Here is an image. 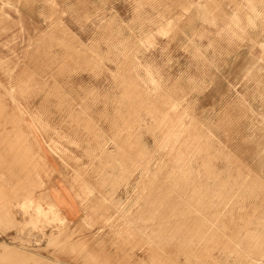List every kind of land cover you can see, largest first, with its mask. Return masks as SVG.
I'll return each instance as SVG.
<instances>
[{
    "label": "rangeland",
    "instance_id": "1",
    "mask_svg": "<svg viewBox=\"0 0 264 264\" xmlns=\"http://www.w3.org/2000/svg\"><path fill=\"white\" fill-rule=\"evenodd\" d=\"M261 224L264 0H0V264H264Z\"/></svg>",
    "mask_w": 264,
    "mask_h": 264
},
{
    "label": "crops",
    "instance_id": "2",
    "mask_svg": "<svg viewBox=\"0 0 264 264\" xmlns=\"http://www.w3.org/2000/svg\"><path fill=\"white\" fill-rule=\"evenodd\" d=\"M52 165V164H51ZM68 188L62 182H55L49 184V194L53 198L56 206L58 207L59 211L63 214V216L69 222H76L81 216V209L78 204H76L75 208V215L73 216V210L69 207L70 198L68 195Z\"/></svg>",
    "mask_w": 264,
    "mask_h": 264
},
{
    "label": "bare ground",
    "instance_id": "3",
    "mask_svg": "<svg viewBox=\"0 0 264 264\" xmlns=\"http://www.w3.org/2000/svg\"><path fill=\"white\" fill-rule=\"evenodd\" d=\"M124 92V91H123ZM142 106V105H141ZM127 114H129V113H127ZM159 118V117H158ZM129 125V124H128ZM125 131V130H124ZM190 142V141H189ZM186 144V143H185ZM191 144V143H190ZM115 145V144H114ZM190 147V146H189ZM179 155V154H178ZM143 161V160H142ZM133 162V161H132ZM132 171V170H131ZM79 173V172H78ZM188 182V181H187ZM156 183V182H155ZM161 183V182H160ZM244 183V182H243ZM143 184V183H142ZM163 184V183H162ZM186 184V183H185ZM157 185V184H156ZM147 186V185H146ZM179 186V185H178ZM243 186V185H242ZM186 187V186H185ZM244 187V186H243ZM180 188V187H179ZM226 189H228V188H226ZM155 190V189H154ZM242 190V189H241ZM244 190V189H243ZM220 191H221V189H220ZM224 191V190H223ZM222 192V191H221ZM240 192V191H239ZM247 195V194H246ZM144 196V195H143ZM176 196V195H175ZM174 197V196H173ZM243 198H244V196H243ZM240 199V198H239ZM96 200V199H95ZM244 200V202H245V199H243ZM243 200H242V202H243ZM229 203H230V201H228ZM169 203V202H168ZM172 203V202H171ZM164 204V203H163ZM176 204V203H175ZM175 204H173V205H175ZM222 204V203H221ZM239 204L241 205V203L239 202ZM212 205V204H211ZM220 205V204H219ZM238 205V204H237ZM239 205V207L238 208H242V206H240ZM243 205V204H242ZM101 206V205H100ZM108 206V205H107ZM215 206V205H214ZM225 206H227V205H225ZM229 206V205H228ZM248 206V205H247ZM224 207V206H223ZM229 207H231V206H229ZM249 207V206H248ZM251 207V206H250ZM164 208H165V206H164ZM214 208V207H213ZM220 208V207H219ZM101 209V208H100ZM145 209V208H144ZM233 209V208H232ZM242 209H244V208H242ZM51 210V209H50ZM238 210V209H237ZM106 211V210H105ZM222 211V210H221ZM230 211H231V209H230ZM239 211H241L240 209H239ZM53 212V211H52ZM51 212V213H52ZM233 212V211H232ZM254 214V213H253ZM50 215H53V214H50ZM113 217V216H112ZM103 218V217H102ZM166 218V217H165ZM253 218V217H252ZM113 219V218H112ZM167 219V218H166ZM241 219V218H240ZM239 219V220H240ZM243 219V218H242ZM251 221V220H250ZM163 222H165V221H163ZM240 222V221H239ZM255 222V221H254ZM257 222V221H256ZM258 222H259V220H258ZM263 222V221H262ZM130 224V223H129ZM165 224V223H164ZM246 224V223H245ZM163 225V224H162ZM244 225V224H243ZM250 225V224H249ZM262 225V224H261ZM264 225V224H263ZM262 225V226H263ZM255 226V225H254ZM258 226V225H257ZM251 227V226H250ZM256 227V226H255ZM236 228H237V226H236ZM244 228V227H243ZM262 229V228H261ZM248 229H246L245 231H247ZM254 230H255V228H254ZM135 231V230H134ZM224 232V231H223ZM221 233V232H220ZM240 233V232H239ZM245 233V232H244ZM247 233V232H246ZM249 233V232H248ZM264 233V232H263ZM131 234V233H130ZM189 234V233H188ZM215 234V233H214ZM218 234V233H217ZM230 234V233H229ZM18 236H20V235H23L22 237H21V240L23 239V240H25L24 242H28V239H29V237H31V232L28 230L27 231V229H24V231L23 232H21L20 234L18 233L17 234ZM16 235V236H17ZM207 235V234H206ZM210 235H212V234H210ZM249 235V234H248ZM253 235V234H252ZM262 235H264V234H262ZM239 236V235H238ZM259 236L261 237V235L259 234ZM136 237V236H135ZM223 237V236H222ZM245 237H247V236H245ZM253 237V236H252ZM257 237V236H256ZM205 238V237H204ZM214 238V237H213ZM243 238H244V236H243ZM243 238H240V239H243ZM249 238V237H248ZM255 238V237H254ZM259 239L260 238H258V240L257 241H259ZM261 239H264V236H263V238H261ZM261 239H260V241H261ZM22 240V241H23ZM141 240V239H140ZM151 240V239H150ZM196 240V239H195ZM201 240V239H200ZM210 240V239H209ZM214 240V239H213ZM252 240V239H251ZM256 240V239H255ZM246 241V240H245ZM254 241V240H253ZM264 241V240H263ZM242 242H244V240L242 241ZM248 242V241H247ZM259 243V248H260V251H261V246L262 245H260L261 243H262V241L261 242H258ZM209 244V243H208ZM219 244V243H218ZM240 244V243H239ZM238 244V245H239ZM255 244H256V242H255ZM263 244H264V242H263ZM216 245V244H215ZM258 245V244H257ZM241 245H239V247H240ZM244 246V245H243ZM247 247H249V246H247ZM254 247H256V246H254ZM241 248V247H240ZM262 248H263V246H262ZM226 249V248H225ZM247 249V248H246ZM156 250V249H155ZM224 250V249H223ZM254 250H257V251H253V252H257V253H260L259 252V250H258V247L255 249L254 248ZM210 251V250H209ZM228 251H229V249H228ZM244 251V250H243ZM247 251V250H246ZM211 252V251H210ZM219 252H220V250H219ZM224 253V252H223ZM244 253V252H243ZM250 253H252V252H250ZM256 253V254H257ZM222 254V253H221ZM229 254V253H228ZM252 254H254V253H252ZM264 254V253H263ZM263 254L261 253V255H260V257H258L259 256V254H257L258 256H257V258H256V260L258 259V258H262V256H263ZM223 255V254H222ZM222 255L220 256V257H222ZM231 255V254H230ZM244 255V254H243ZM246 255H248V254H246ZM245 255V256H246ZM250 255V254H249ZM237 256V255H236ZM240 256V255H239ZM244 256V258H247V256L245 257ZM253 255H251L250 256V258L249 259H253L254 257H252ZM255 256V255H254ZM252 257V258H251ZM218 258V257H217ZM239 258V257H238ZM264 258V257H263ZM156 259V258H155ZM226 259H228L227 257H226ZM248 259V258H247ZM229 260V259H228ZM245 260V259H244ZM251 260H249V261H251ZM253 260H255V259H253ZM263 260V259H262ZM260 261V260H259ZM167 262V261H166ZM262 262H264V261H262ZM163 264V263H162ZM259 264H261V263H259Z\"/></svg>",
    "mask_w": 264,
    "mask_h": 264
}]
</instances>
